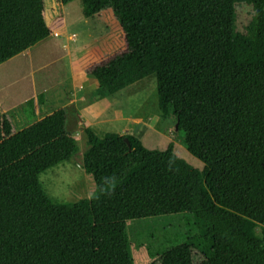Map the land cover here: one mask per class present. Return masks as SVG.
<instances>
[{"label": "trees", "instance_id": "obj_1", "mask_svg": "<svg viewBox=\"0 0 264 264\" xmlns=\"http://www.w3.org/2000/svg\"><path fill=\"white\" fill-rule=\"evenodd\" d=\"M80 1L85 18L111 9L127 42L88 73L108 95L156 75L162 117L204 168L174 144L86 129L95 190L61 203L40 177L79 152L66 110L12 133L0 104V264H100L101 234L131 256L128 223L175 215L186 232L149 247L154 264H264V0ZM241 5L253 8L244 31ZM50 35L43 0H0V65Z\"/></svg>", "mask_w": 264, "mask_h": 264}, {"label": "rangeland", "instance_id": "obj_2", "mask_svg": "<svg viewBox=\"0 0 264 264\" xmlns=\"http://www.w3.org/2000/svg\"><path fill=\"white\" fill-rule=\"evenodd\" d=\"M43 3L47 23L51 24L53 20L54 23L59 22L63 18L67 24L65 34L67 35L69 27L71 34L79 36L78 40H74L77 43H73L77 45V48H75L72 57L67 56L65 64L60 69H52L45 80H43L42 75L47 74L46 69L40 72L36 71V73L33 71L35 68L38 69L41 64L50 61L59 52L56 50L54 54H51L49 51L51 48L44 41L30 48L29 53H23L0 65V101L1 105L3 102L4 106L2 109L4 119L12 127V130L23 128L26 123L23 121L26 118L24 113L26 106L22 103L25 101L23 99L31 96L32 92L30 91L34 88L33 82L34 84L37 83L38 88L44 84L52 83L56 79H63L65 78L64 75L66 77L71 75L70 58L79 67L87 64H92L95 67L109 62L125 51L127 52L125 35L111 9L92 18H85L82 14L83 6L80 0H75L68 5L61 4L60 0H43ZM237 13L239 30L244 31L252 18L253 8L252 6L241 5L237 8ZM101 41L105 42L107 50L102 51L104 45L101 49L103 43ZM98 47L103 55L96 58L95 54ZM27 55L29 56L26 57ZM24 75H28V80L12 84V81ZM30 80L33 82L30 83ZM159 90L160 86L156 75L147 76L120 89L115 97L117 103L122 104V99H128L129 105L123 104L121 108L125 114L129 115L127 117L142 120L140 123L131 121L114 123V126L106 127L107 131L120 134L124 133V129H130L128 133L132 134L131 137L137 135L138 141L147 150L165 151L170 144H174L175 152L181 159L195 169L202 171L203 164L189 154L178 137L176 120L172 117L165 120L162 117ZM96 94L100 97L107 95L101 88ZM117 109H119L118 106ZM67 112L68 116L74 115L71 108ZM143 120L146 121V125H144ZM75 127L76 124L75 126H72L71 123L68 124L70 130ZM104 131L100 130L97 133L104 137ZM129 134L128 136H130ZM75 138L79 146L78 154L69 162L45 172L40 177L43 189L52 199L61 203H78L82 199L91 197L95 190L92 177L82 168L84 154L89 149L87 136L86 134H77ZM183 217V215H175L128 223L127 232L131 256L127 255L126 247L118 242L120 239L118 236L109 238L101 234L100 237H103V242L102 248L98 252L99 263L154 264V260L149 255V247L155 249L161 244H167V239L174 240L180 234H184L186 225L183 222ZM260 231L258 229V233ZM195 264H213V260L203 261L199 257H195Z\"/></svg>", "mask_w": 264, "mask_h": 264}, {"label": "crops", "instance_id": "obj_3", "mask_svg": "<svg viewBox=\"0 0 264 264\" xmlns=\"http://www.w3.org/2000/svg\"><path fill=\"white\" fill-rule=\"evenodd\" d=\"M48 26L51 30V35L46 40H44V43L48 45L49 48H51L49 49L51 54H54L56 50L59 52V54H56L54 57H52V59H50V61L41 64L38 69L35 68V70L33 71L34 73H36V71L40 72L46 69V71L48 72L47 74L42 75L43 80L47 79V76L52 72V69H60L61 66L65 64L64 62L67 61V56L72 57V54H74L76 50L75 48H77V45L73 44L77 43V41L75 42L74 40H78L79 38V36H77L76 34L70 33L71 29L69 27L67 35L65 34L67 30V24L63 20V18H61L59 22L55 23L53 20L51 24L48 23ZM63 37H65V39H62ZM97 41H99V39H97ZM101 42H103L101 45V49L104 45L102 51L107 50L105 42ZM29 50L30 49L23 53H29ZM102 51H100L99 47L96 49V58L102 57ZM28 56L29 55H27L26 57ZM70 61L71 75L67 77L66 75H64L65 78H63V76V79H56L52 83L44 84L38 88L37 83L34 84V82L30 80V83L33 82L32 85L34 86V88H32V90L30 91L32 92V94L29 98L23 99L25 101L22 103L26 106L24 111L26 118L23 120L26 121V123L23 128L12 130V133L21 131L22 129L43 119L44 117L52 114L59 109H65L67 112L70 110V108L72 109L74 115L68 116V124L70 125L71 123L72 126H75L76 124V127L72 130L68 129V131L74 137H76L77 134L84 135L86 129H91L97 135L98 131L105 130L103 133L105 136L109 133L106 127L114 126V123H128L129 121L133 123H140L142 119L127 117L129 115L125 114L124 110L121 108L123 104L129 105L127 101L128 99H122L123 103L118 104L115 100V97L118 93L114 95L107 94L105 97H100L98 96V94H96L100 89V85L98 81L88 73V70L91 67H94L92 64H87L83 67H79V65L75 64L74 60V63L72 62L71 58ZM27 77L28 75H24L21 78L19 77L17 80L12 81V84L21 82L22 80L26 81L28 80ZM10 93H12V91H10ZM117 106L119 109H117ZM1 107L3 109V102ZM143 123L144 125H146V121H144ZM15 127L17 126L15 125ZM123 131L124 133H120L119 135H128L130 129H124ZM133 136L138 138L137 135Z\"/></svg>", "mask_w": 264, "mask_h": 264}, {"label": "water", "instance_id": "obj_4", "mask_svg": "<svg viewBox=\"0 0 264 264\" xmlns=\"http://www.w3.org/2000/svg\"><path fill=\"white\" fill-rule=\"evenodd\" d=\"M127 141V143L129 144V141L128 140H126Z\"/></svg>", "mask_w": 264, "mask_h": 264}]
</instances>
